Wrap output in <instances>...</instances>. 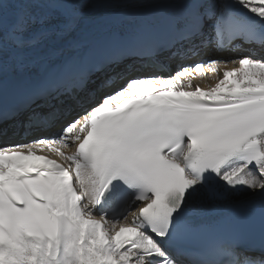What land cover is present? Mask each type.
Returning <instances> with one entry per match:
<instances>
[{
  "label": "snow or ice",
  "instance_id": "obj_1",
  "mask_svg": "<svg viewBox=\"0 0 264 264\" xmlns=\"http://www.w3.org/2000/svg\"><path fill=\"white\" fill-rule=\"evenodd\" d=\"M10 2L12 11L0 0V136L24 142L0 144V264H264V253L248 255L237 237L186 261L171 246L201 232L199 198L244 192L264 209V56L245 55L231 70L237 61L181 65L167 77L121 68L210 43L264 47V0ZM145 2L152 11L134 36L89 68L95 46L118 39L80 29L93 8ZM161 29L163 44L149 35ZM77 30L80 53L6 103L10 70L53 31ZM221 64L214 86L193 85L190 67L218 72Z\"/></svg>",
  "mask_w": 264,
  "mask_h": 264
},
{
  "label": "bare ground",
  "instance_id": "obj_2",
  "mask_svg": "<svg viewBox=\"0 0 264 264\" xmlns=\"http://www.w3.org/2000/svg\"><path fill=\"white\" fill-rule=\"evenodd\" d=\"M103 5V4H102ZM99 5V7H94L93 10L89 13L88 17L82 21L80 25V29H89L97 32L99 35L103 36L106 33H124L133 28V26L141 19L149 16L151 14L152 9L150 6L145 3H140L134 5L130 8H124L122 11H115V6L104 7ZM53 27L56 25L54 23ZM109 27L110 30H106L105 28ZM80 31L69 34L67 36L59 35L57 32L53 31L47 39L40 41L34 51L31 53L29 57V62L23 68H13L10 70V73L20 70L21 72H27L32 69V64L44 58L46 54H54V55H62L63 51H68L70 47V41L79 37ZM208 46V50L201 51L202 48L199 49L196 56L185 57L182 59L183 62H199L202 58L209 56L210 58H214L216 47L214 44H206L203 47ZM210 47V49H209ZM236 47V45H235ZM232 47L229 51L222 53V61L231 60L237 61L236 63H229L227 65V69L231 70L232 68L239 67L238 60L242 58L243 55L240 50ZM257 51L259 52V57L264 56V47L257 46ZM248 54V53H247ZM249 55V54H248ZM61 57V56H60ZM59 57V58H60ZM209 59V58H208ZM219 61V60H218ZM207 69V76L203 77L200 75L197 69L194 70V76L192 77L193 85H199L202 88H207L209 86H214L216 82H218V78H222L224 65L221 64L219 66L218 72H212L210 69ZM157 74L154 70H145L141 73L135 72L133 75H148ZM253 199L247 196L244 192L234 193L233 196L228 201L219 202L222 205L230 206L234 204H241L245 202L252 201ZM217 203L214 201L208 200L206 197L199 198L195 203L196 213L206 212L210 210ZM131 219V217H130Z\"/></svg>",
  "mask_w": 264,
  "mask_h": 264
},
{
  "label": "rangeland",
  "instance_id": "obj_3",
  "mask_svg": "<svg viewBox=\"0 0 264 264\" xmlns=\"http://www.w3.org/2000/svg\"><path fill=\"white\" fill-rule=\"evenodd\" d=\"M102 5V4H101ZM15 6L10 2V0H9V3H8V8H9V11H12L13 10V8H14ZM202 49H201V51H204V50H208V46H206V47H201ZM209 49H210V47H209ZM217 51L215 50V56H214V58H210L209 56H206L205 58H209V59H211V60H219V59H221L222 58V55L223 54H217L216 53ZM221 57V58H220ZM224 59V58H223ZM222 59V60H223ZM229 59H232V57H230ZM219 61H221V60H219ZM119 70V69H118Z\"/></svg>",
  "mask_w": 264,
  "mask_h": 264
}]
</instances>
